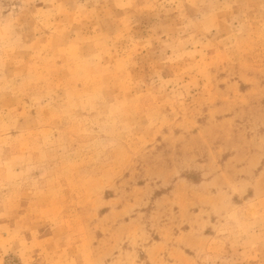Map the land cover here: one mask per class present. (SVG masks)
<instances>
[{
    "label": "rangeland",
    "instance_id": "374dc122",
    "mask_svg": "<svg viewBox=\"0 0 264 264\" xmlns=\"http://www.w3.org/2000/svg\"><path fill=\"white\" fill-rule=\"evenodd\" d=\"M0 264H264V0H0Z\"/></svg>",
    "mask_w": 264,
    "mask_h": 264
}]
</instances>
